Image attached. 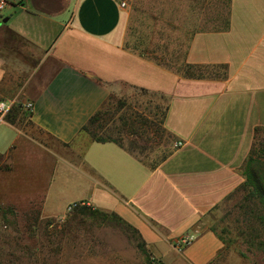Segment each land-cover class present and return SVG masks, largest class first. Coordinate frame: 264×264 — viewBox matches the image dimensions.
I'll list each match as a JSON object with an SVG mask.
<instances>
[{"label": "crops", "instance_id": "0c3cea01", "mask_svg": "<svg viewBox=\"0 0 264 264\" xmlns=\"http://www.w3.org/2000/svg\"><path fill=\"white\" fill-rule=\"evenodd\" d=\"M8 1L0 101L33 110L32 126L23 110L0 121V207L50 218L78 201L117 214L161 258L160 242L195 234L174 264L213 260L223 242L201 219L244 180L254 130L264 127V0H229L223 27L190 36L186 63L225 67L200 78L126 46L119 0ZM127 87L163 93V125L183 143L154 168L81 130Z\"/></svg>", "mask_w": 264, "mask_h": 264}, {"label": "rangeland", "instance_id": "374dc122", "mask_svg": "<svg viewBox=\"0 0 264 264\" xmlns=\"http://www.w3.org/2000/svg\"><path fill=\"white\" fill-rule=\"evenodd\" d=\"M119 1L124 3L120 25L124 44L147 57H156L173 70L183 66L190 36L198 30L223 27L229 11V0ZM8 2L0 12V26L7 22L2 19L10 15L11 4ZM212 71L222 73L223 69L213 67ZM160 95V92L143 93L132 87H127L121 94L109 95L102 106L110 117L107 127L111 129L119 124L117 118L121 115L136 123L138 114L157 121L155 107L160 111L165 106ZM121 103L125 104L120 106ZM21 119L27 126H32L28 113H22ZM150 131L148 128L147 134L142 136L112 130L110 134L137 151L147 147L142 155L150 161L165 148H173V143L165 136H153ZM147 136L148 140L153 137V141L146 140ZM240 200L241 194L225 199L202 217L201 221L223 242L214 261L207 264H264V221L252 219L257 234L236 222L239 215L235 205ZM63 213L59 217L45 218L35 209H12L5 214L0 208V264H150L137 247L133 234L122 225L80 214L74 208ZM145 247L150 257H158L164 264H174L175 259L181 260L187 246L178 253L168 243L160 242L157 248L164 258L153 254L147 245Z\"/></svg>", "mask_w": 264, "mask_h": 264}, {"label": "trees", "instance_id": "16d2710c", "mask_svg": "<svg viewBox=\"0 0 264 264\" xmlns=\"http://www.w3.org/2000/svg\"><path fill=\"white\" fill-rule=\"evenodd\" d=\"M20 0L19 2H21ZM159 64L164 65L165 67L172 69L171 66L164 63L163 61L157 60L156 57H153ZM213 67H221L223 69L222 73H217L212 71ZM211 68V69H210ZM225 67L220 66H206V65H195L186 63L183 61V66L175 69L176 72H180L189 77H221L225 73ZM143 93H148L150 90L146 88H139ZM152 94H155V91H151ZM165 101V106L162 110H158V107H155L156 111L154 112V117L157 118V121H152L146 115H137L138 123L137 125L135 121H132L131 118L125 116H119L117 119L120 122L117 125H114L110 128L107 127V121L110 117L107 115L108 111L106 109L99 108L93 115H91L86 123L81 127V130L90 136V138L97 142H106L113 141L117 143L119 146L125 148L130 153L134 154L140 161L149 165L151 168L156 167L162 161H164L171 153L172 148H165L158 154L153 160H148L147 156H143L142 153L147 147H142V150L137 151L133 146H125L122 142V139L119 137H112L110 134V130L116 131V133L128 132L129 134L142 136L147 134L148 128L151 129L149 134L153 136H165L167 141L172 142L173 138L165 129L163 123L164 118L166 116V110L168 108V100L167 97L161 93L160 95ZM105 104V102L103 103ZM125 103H121L120 106H123ZM22 110L19 107H13L7 114V118H11V115H17L18 112ZM137 125V127L135 126ZM139 129L143 130L142 132ZM153 138V137H152ZM151 137L148 136L146 140L153 141ZM242 173L244 176V180L231 192L229 193L225 199H229L234 195L241 194V200L235 205L237 213L239 216H236L235 221L240 222L245 225L247 229L250 228L252 234L258 233L256 227L253 228V224L256 218L261 223L264 221L263 212H264V127H256L253 135V143L247 158L242 167ZM224 199V200H225ZM1 208V212L8 213L12 212L11 208ZM74 209L78 211L80 214L91 215L95 218H99L102 220L114 221L117 224L123 226V228L133 234V238L136 240L137 247L146 257V260L150 263V253L146 249V244L140 233L137 229L132 227L126 221H124L121 217H119L114 212H105L99 210L97 208H92L86 204L77 205ZM50 223V221H48ZM214 232V230H212ZM243 232V231H242ZM220 238V237H219ZM216 258V257H215ZM214 258V259H215ZM211 260L210 263L212 261Z\"/></svg>", "mask_w": 264, "mask_h": 264}, {"label": "built area", "instance_id": "2783aa9c", "mask_svg": "<svg viewBox=\"0 0 264 264\" xmlns=\"http://www.w3.org/2000/svg\"><path fill=\"white\" fill-rule=\"evenodd\" d=\"M123 6L124 3H121ZM5 6V2L0 3V10H2ZM13 107H19L21 110L25 112H32L33 110V103L31 101H16V100H10V101H0V121H2L5 117V115L8 113V111ZM183 143L181 141H175L173 143V148H177L181 146ZM77 205H81L80 202H73L67 206V210L70 211L73 208H75ZM195 234H186L180 237H177L173 239L171 242V247L178 253H181L183 249L188 246L190 243L193 242L195 239ZM150 264H164L163 261L155 256L150 257Z\"/></svg>", "mask_w": 264, "mask_h": 264}, {"label": "water", "instance_id": "95a60500", "mask_svg": "<svg viewBox=\"0 0 264 264\" xmlns=\"http://www.w3.org/2000/svg\"><path fill=\"white\" fill-rule=\"evenodd\" d=\"M9 17H5L2 19V22H6L8 20Z\"/></svg>", "mask_w": 264, "mask_h": 264}]
</instances>
